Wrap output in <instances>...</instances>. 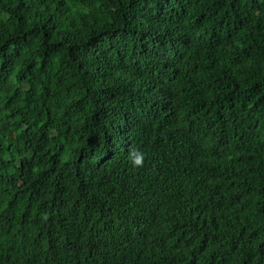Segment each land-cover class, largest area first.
Instances as JSON below:
<instances>
[{
  "label": "trees",
  "instance_id": "16d2710c",
  "mask_svg": "<svg viewBox=\"0 0 264 264\" xmlns=\"http://www.w3.org/2000/svg\"><path fill=\"white\" fill-rule=\"evenodd\" d=\"M0 264H264V0H0Z\"/></svg>",
  "mask_w": 264,
  "mask_h": 264
}]
</instances>
